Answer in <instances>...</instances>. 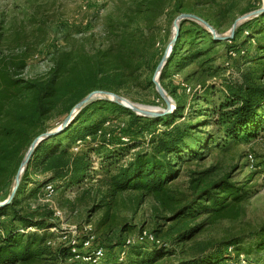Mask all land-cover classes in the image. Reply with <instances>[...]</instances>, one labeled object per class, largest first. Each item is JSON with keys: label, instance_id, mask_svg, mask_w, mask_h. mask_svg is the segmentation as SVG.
Listing matches in <instances>:
<instances>
[{"label": "trees", "instance_id": "16d2710c", "mask_svg": "<svg viewBox=\"0 0 264 264\" xmlns=\"http://www.w3.org/2000/svg\"><path fill=\"white\" fill-rule=\"evenodd\" d=\"M172 1L135 0L136 17L127 16L130 21L125 25L115 26L113 23L110 26L112 32L116 28L120 32L113 41L109 40L105 50L99 51L94 57L84 54L57 57L50 72L41 78H20L27 66L25 56L16 58L11 63L7 60L0 61L1 203L6 202L11 195L21 164L37 138L55 130L57 124L62 125L74 108L90 94L104 91L119 95L133 81V62L145 58L146 48L143 43L147 37V26L151 27ZM175 1V9L180 13L184 0ZM212 1L218 0H210ZM203 18L210 22L208 18ZM263 19L264 13L246 22L244 27L255 31L260 25H251ZM188 22L191 20L182 21L181 28ZM192 24L198 25L193 21ZM198 29L203 33L207 32L200 26ZM250 31L245 32L251 33ZM191 36L192 34H184L181 29L170 62L185 59L180 58V51L191 40ZM149 39L155 45V39L151 36ZM233 42L230 51L240 57L246 52L247 43L250 44V41L237 44V39ZM220 43L224 42L212 39V44ZM196 56L197 54L185 60ZM166 68L167 66L161 80L166 74ZM140 69V65L136 67V71ZM262 73L263 70L261 72L255 69L244 74L242 81L227 85L223 92L219 91L217 101L208 97L210 92L215 93L214 89L208 90L206 96L202 97L206 101V108L197 114L196 124L179 123L185 119V106L180 101L177 102L174 113L160 118L138 116L107 100L95 101L83 108L63 132L44 140L36 148L16 197L11 204L0 208V264L78 261L97 249L104 251L101 261L113 257L114 251H118V259L107 260L108 264H119L126 258L129 262L125 264H162L174 255L163 242H140L153 247V252H142L141 249H131L136 242L128 245V240H124L109 251L103 246L96 249L84 248L79 242L73 246L74 240L68 232L55 237L50 232L57 228L56 224H48L47 220L28 212L29 206L42 198L50 185L54 191L60 187L68 193L82 191L85 186L95 182V191L102 196L99 207L107 209L98 224L105 237L113 231V227L109 225L110 212L117 207L119 199L124 195L136 194L138 207L143 206L149 198L159 204L162 212L167 215L161 218L172 224L165 236L177 245L193 240L201 226L189 227L188 224L202 215H208L211 221L238 219L249 193L246 188L233 184L229 176L210 180V171L192 172L190 195H174L172 188L181 174V168L205 161L214 148L229 149L232 145L258 138L264 131ZM199 93L193 91V101ZM155 95L162 100L157 92ZM100 104L110 114H126L130 119L128 127L132 130L131 136L136 139L132 140L126 130L120 129L124 122L117 118L93 119V115L104 109ZM116 126L120 129L119 133H116ZM32 176L46 178L47 182L36 185L30 182ZM195 176L198 178H193ZM33 184L36 186L28 192V187ZM90 189L84 190L78 201L92 194L93 190ZM162 227L163 225L157 226L155 235L153 234L159 241ZM128 229V226H122L119 233L121 239ZM53 239L59 241L56 251L53 250ZM245 241L232 240L218 244L213 252L202 250L190 259L165 264L237 263L241 255L264 250V225L261 230L252 234L250 244L246 247L243 246ZM74 247L77 253L73 252Z\"/></svg>", "mask_w": 264, "mask_h": 264}, {"label": "rangeland", "instance_id": "374dc122", "mask_svg": "<svg viewBox=\"0 0 264 264\" xmlns=\"http://www.w3.org/2000/svg\"><path fill=\"white\" fill-rule=\"evenodd\" d=\"M182 4L184 7L178 13L175 9L176 1L173 0L164 13L154 20L151 27L147 26V37L143 43L146 48L145 58L133 62V81L120 91L119 96L129 101L131 105L145 108L144 110L146 108L152 111L166 110L167 105L164 100L158 99L155 95L153 80L162 58L167 56L166 74L160 82L175 106L172 113L177 107V102L180 101L185 106V119L179 123L189 125L196 124L197 114L206 108V101L202 97H205V93L211 88L215 93L210 92L208 97L217 101L220 96L219 91L226 90L229 84L239 83L243 75L248 72L255 69L261 72L263 70L261 75L264 78V19L251 25V27L260 25L255 31L244 27L246 22L260 16L250 15L264 9V0H218L217 2L184 0ZM183 14L194 15L204 21L203 17L208 18L210 20L208 23L216 34L221 38L229 39L217 40L224 43L212 44L214 37L209 29L191 20L180 27V32L182 29L187 36L192 34L191 40H188L180 51V58L186 59L196 54L197 56L189 60L176 59L170 62L171 51L176 45L173 41L175 39L178 41L180 38L175 23ZM127 16L136 17L135 0H0V61L7 60L11 63L12 60L25 56L27 66L21 72L20 78L23 80L41 78L50 72L57 57L66 54L94 57L99 51L105 50L109 40L113 41L120 32L118 28L112 32L110 26L113 23L115 26L129 23L130 19ZM192 21L198 25H193ZM198 26L207 32L203 33ZM150 36L155 39V45L149 39ZM234 39H237V44L250 41L241 57L230 51ZM139 65L141 69L136 71ZM193 91L200 92L195 101H193ZM102 98L104 96L95 97L96 101L104 100ZM99 106L104 109L93 115V119L117 118L125 123L121 124L120 129L126 130V134L131 136L132 130L128 127L130 119L126 114L121 112L110 114L104 105ZM60 126L61 124H57L56 129ZM120 129L116 126V133H119ZM131 138L136 139L132 136ZM250 155L255 158V163L248 160ZM128 160L126 157V161ZM205 171H210L208 175L210 180L229 176L233 184L246 188L249 196L242 204L243 212L238 219L211 221L208 215H202L197 220L191 221L189 227L201 226V228L192 241L183 245L174 244L165 236L172 224L161 218L167 215L162 212L159 204L149 198L143 206L138 207L136 194L124 195L119 199L117 207L110 212L109 225L113 227V231L108 237L103 236L98 224L104 218L107 209L99 207L102 204V196L96 193L95 182L85 186L82 191L67 193L60 187L52 193L45 190L44 196L33 202L28 212L42 217L48 224H56L57 228L51 229L50 232L55 237L62 232H68L72 239L80 244L93 239L90 247L96 249L103 246L109 251L124 240H136L137 244L131 249L153 252L151 245H144L140 241L138 243L137 240L145 232L155 235L157 226L163 225L160 228L162 231L160 243H166L174 255L162 264L176 263L179 259H190L202 250L213 252L218 244L232 240L245 239L243 246L246 247L250 244L252 234L261 230L264 225V131L258 138L232 145L229 149L214 148L205 161L191 163L181 168V174L172 188L173 194L190 195L192 172ZM30 178V182L36 185L47 182L46 178L39 176ZM34 184L28 187V192L36 186ZM90 188L93 190L92 194L78 201L84 190H91ZM57 212L61 215H56ZM122 226H128L129 229L121 239L119 233ZM54 241L55 239L52 246L56 251L59 248V241H55L56 244ZM244 258L245 264H264V250L259 253L253 251ZM117 259L118 251L115 250L113 257H107L99 264H108L107 260ZM128 262L126 258L119 264ZM53 264L88 263L79 259L78 261L58 260Z\"/></svg>", "mask_w": 264, "mask_h": 264}, {"label": "water", "instance_id": "95a60500", "mask_svg": "<svg viewBox=\"0 0 264 264\" xmlns=\"http://www.w3.org/2000/svg\"><path fill=\"white\" fill-rule=\"evenodd\" d=\"M262 13H264V9H262L260 11H257V12L253 13L250 16H258V15H261ZM185 20H193V21H197V22L205 25L209 29V31L213 34L214 40H228L229 39V38H221V37H219L216 34L215 30L211 27V25L208 22L204 21L203 19H201V18H199L197 16L189 15V14H183L182 16H180L177 19V21L175 23L177 34H179V32H180V27H181L180 23L182 21H185ZM173 42L176 43L177 39H175ZM172 51H171V53H172ZM167 63H168V57L164 56L162 58V61L160 62L159 66H158V69H157V72H156V76H155V78L153 80V83H154L155 88H156V92L159 94V96L164 100V102L167 105V109L166 110H163V111L144 110V109H141L140 107H138L136 105L129 104V101H127L123 97H121V96H119L117 94H114V93H109V92H104V91H97V92H94V93L90 94L85 100H83L80 104H78L74 108V110L64 120V122L62 123V125L59 128L41 135L39 138H37L34 141V143L32 144V146L29 149L27 155L25 156V158H24V160H23V162L21 164V167H20V169H19V171L17 173L16 180H15V187H14L9 199L6 202H2V203L0 202V208H4V207L8 206L9 204H11V202L16 197L18 188H19V186L21 184V181H22V178H23V174L25 173V171H26V169H27V167H28V165L30 163V160L33 157V154H34L36 148L44 140H46V139H48V138H50V137H52L54 135H57V134L63 132L70 125V123L74 120L75 116L83 108H85L86 106H88L92 102L96 101L95 97L97 95L104 96V98H102V99L110 101V102H113V103H115V104H117V105H119V106H121V107H123L125 109H128V110L132 111L133 113H135L138 116H142V117H146V118H160V117H164V116H166L168 114H171L173 112V109H174L175 106L173 104V101L167 96V94H166L165 90L163 89V87L161 85V82H160L162 73L165 70V67H166Z\"/></svg>", "mask_w": 264, "mask_h": 264}, {"label": "built area", "instance_id": "2783aa9c", "mask_svg": "<svg viewBox=\"0 0 264 264\" xmlns=\"http://www.w3.org/2000/svg\"><path fill=\"white\" fill-rule=\"evenodd\" d=\"M232 55H233V54H232ZM234 56H235V55H234ZM77 150H78V149H76V151H77ZM248 160H249L250 162H252V163H255V161H256L255 158H253L252 155H250V156L248 157ZM46 191H47L48 193H52V192L54 191L53 186H52V185L48 186L47 189H46ZM56 215H59V216H60L61 213H60V212H57ZM91 240H93V239H91ZM91 240H88L87 242H85V243L83 244L84 248H91V247H90V245H91V243H92ZM144 240L147 241V242H149V243L160 244V241L157 240L153 234H148L147 232L143 233V234L139 237V241H140V242H143ZM135 241H136V240H128V241H127V244H128V245H131V244L135 243ZM76 243H77V241L74 240V242H73V246H75ZM73 252H74V253H77V249H76V247H74ZM230 252H231V251H230ZM103 256H104V251H103L102 249H97V250L93 251V252L91 253V255H88V256L83 257V260H84L85 262L89 263V264H98V263L101 261V259L103 258ZM123 256H124V254H123ZM244 257H245L244 255H241L240 260H239L237 263L227 262L226 264H245V258H244Z\"/></svg>", "mask_w": 264, "mask_h": 264}, {"label": "bare ground", "instance_id": "6f19581e", "mask_svg": "<svg viewBox=\"0 0 264 264\" xmlns=\"http://www.w3.org/2000/svg\"><path fill=\"white\" fill-rule=\"evenodd\" d=\"M130 103V102H129ZM143 109H145V108H143ZM146 110H147V108H146Z\"/></svg>", "mask_w": 264, "mask_h": 264}]
</instances>
